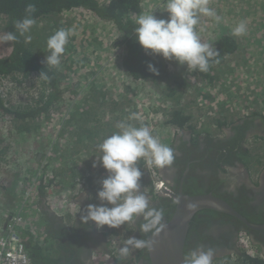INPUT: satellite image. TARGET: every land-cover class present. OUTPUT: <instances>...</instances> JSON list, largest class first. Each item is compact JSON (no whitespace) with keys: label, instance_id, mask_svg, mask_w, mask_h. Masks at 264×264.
<instances>
[{"label":"rangeland","instance_id":"374dc122","mask_svg":"<svg viewBox=\"0 0 264 264\" xmlns=\"http://www.w3.org/2000/svg\"><path fill=\"white\" fill-rule=\"evenodd\" d=\"M109 1L101 0V3L108 4ZM165 5L166 0H142L143 12H152L158 19H168L169 14L164 12ZM209 7L215 10L221 20L216 22L213 18L201 16L197 30L201 40L208 44L213 43L223 35H232V29L240 22H245L246 34L237 37L240 50L243 52L239 60L242 61L246 57L254 61L255 55H260L259 61L264 62V45L252 49L254 41L258 36L263 35L260 34V30L264 28V0H209ZM86 10L88 9L80 8L65 12L59 17L40 21L35 26L36 35L33 38L40 44L46 42V45L42 46L46 55H49L47 40L56 30L73 29L74 35L69 37L65 52L60 58L61 63L55 67L62 74L61 90L64 93L62 101L51 118H45L40 123L41 128L37 127L38 134L43 131L46 137H39L37 134L32 137L29 144L32 148L34 143L44 145V156L37 162L38 149L32 150L34 154H27L22 151V149L26 150L27 146L24 139L19 140L20 145L14 140L11 141L12 147L8 157L13 163L10 166V173L15 176L16 181L10 188L0 186V233L3 223L6 224L11 212L17 213L22 210V215L25 217L24 229L29 230L31 223L38 224L39 220H42L38 204L40 198L37 196V187L41 178H52L50 184L52 192L48 195L49 204L51 202L58 206L61 204V199L67 201V204L69 202L78 204V197L86 192L87 188L89 189L87 185L82 186L80 181L92 177L89 175L92 173L86 171L90 170L89 165L94 160L97 162V158L92 154L99 155L96 147L101 142L98 137L109 136L112 128L116 129V124L122 121L121 117L124 114L127 118L134 113L137 117L135 120L140 126L149 127L152 134L158 136L162 143L166 138L165 114L166 111L171 110V105L174 106L172 102L169 104L166 98L168 83L154 85L150 82L133 80L124 68L127 50L122 34L112 22L104 21L93 12ZM4 24L5 18L2 17L0 25ZM4 34L5 32L0 30V53L8 51L9 47V42L3 40ZM256 51L258 53H254ZM227 64L226 62L219 68L220 77L216 76L214 81H210L198 78L193 71H188L186 65L166 62L171 78L180 76V79L187 83L183 100L184 109L194 115L191 118V125L199 132L213 131L214 134L216 124L220 126L234 121L235 118L248 117L254 113L264 115V66L255 62L251 70L243 71L240 77L229 74L228 71L234 66L227 67ZM39 87V81L32 77L23 85L4 84L1 93L6 101L24 104L37 95L36 90ZM195 100H202L204 103L199 105ZM192 102L195 103L193 109L190 106ZM86 103H89L87 111L89 115H84L80 119L79 112ZM73 113L77 114V117L72 122L71 128L66 123L60 125L61 118H69ZM135 120H132L133 124ZM87 128L90 130L86 131ZM90 133L97 136L91 137ZM79 135H88L91 138L84 139L80 144L75 142V137ZM5 144L7 145V142ZM250 144H253V148L246 144L247 156L249 150L255 156L261 157L260 161L264 162V142L255 144L250 141ZM78 151L81 153L78 154ZM258 166L254 165L251 168L258 169ZM145 167L154 168L147 165ZM55 175L61 176L55 178ZM4 177L5 175H2L0 179ZM152 178L156 180L160 177L153 172ZM101 181H94L95 185L90 186L94 187L90 204L100 203L97 192L101 187ZM35 190L36 194H33ZM28 193L30 196L27 195ZM45 206L51 212V205L49 208L45 203ZM52 215L59 217L54 213ZM59 218L62 220L61 217ZM67 224H70V220ZM127 231L129 234L121 237ZM107 232L111 237L117 235L116 240L113 239L111 244L118 250L123 245L124 239L130 237L132 227L127 224L112 230L107 227Z\"/></svg>","mask_w":264,"mask_h":264},{"label":"trees","instance_id":"16d2710c","mask_svg":"<svg viewBox=\"0 0 264 264\" xmlns=\"http://www.w3.org/2000/svg\"><path fill=\"white\" fill-rule=\"evenodd\" d=\"M28 3H34L36 12L33 14L36 23L29 33L32 37L31 42L25 43V38L17 34V41L9 42L8 51L0 53V176L5 175L4 179H0V186L3 188H10L15 184V176L10 173V166L12 160L8 157L11 151V141L14 140L16 144L20 145V139L25 140L27 154H32V150L42 151V146L34 143L33 148L29 145L32 137H35L41 128V122L45 118L49 119L52 113L57 110V106L62 101L61 78L62 74L55 68L45 65L44 61L46 55L42 46L45 43L40 42L33 38L36 35L35 26L40 21L49 20L53 17H59L65 12L74 9L85 8L93 12L97 17L104 21L112 22L119 33L122 34L123 42L126 45V57L124 60V68L133 78V80L141 82H150L152 84L160 85L161 83H168L166 87V98L169 102L174 104V108L167 115V125H171L178 130L189 129L195 137L198 132L194 126L190 124L191 118L187 115L184 100V92L187 88L185 80L180 79V76L171 78L167 71L166 62L169 60L164 59L159 55L146 54L145 50L139 45L135 38L134 29L136 27L133 14H140L143 12L142 0H111L108 4L101 3L100 0H0V18H5V24L0 25V30L7 32H14V24L17 20H21L25 16V7ZM199 26V25H198ZM197 26V30H198ZM226 34V33H225ZM206 43L205 41L201 40ZM214 49L219 51L220 56L215 57L210 61L209 71L202 73L193 71L198 78L202 80L214 81L216 79L217 69L226 62L228 56L238 52L240 49L239 40L233 35H223L213 43H209ZM218 61V62H217ZM170 62L176 61L172 60ZM153 65L158 70V75L149 71L148 65ZM45 71L47 78H39L40 74ZM36 78L39 81L40 87L36 90L37 95H34L30 100L24 104L13 103L6 101L1 93L3 85L6 83H14L23 85L26 80ZM15 80V81H14ZM186 84V85H185ZM89 103H86L81 112H79L80 119L84 115H89L87 112ZM60 112V111H59ZM126 114L121 117V120L126 119ZM258 114L252 115V117ZM77 114L74 113L66 119L61 118L60 125L65 124L71 128ZM264 119V117H263ZM134 121H130L133 123ZM135 125L140 127V124L135 120ZM225 126V124H222ZM90 129H86L89 131ZM15 133L12 134L11 132ZM118 131L112 128L110 135ZM39 137H46V134H38ZM81 136V135H79ZM91 137L97 134L90 133ZM105 135L104 137H107ZM9 137V139H7ZM81 137H89L81 136ZM7 142V145L5 144ZM239 153H236V161H240ZM16 154V152H15ZM34 154V153H33ZM38 154V153H37ZM143 175L141 178V185L144 190L151 188L152 182L145 171V162L141 159L138 162ZM96 173L88 177L87 190L91 193L94 187V181H101L107 177V171L102 167H95ZM55 178L61 175H55ZM51 177L41 178L37 187V196L39 199V208L41 209V219L38 224H30V229L22 231V238L25 241L29 256L33 264H59V251L56 248L54 236L58 232L63 231L64 228L59 221L54 218L49 209L45 206V200L48 197V188L52 183ZM9 187H5V186ZM13 195V193L11 194ZM64 202L63 199L60 203ZM50 208V206L48 205ZM175 208V205H173ZM51 213V214H50ZM83 214H86L83 211ZM62 221V220H61ZM81 223V221H80ZM83 224V223H82ZM85 225V224H83ZM91 225L90 223L86 226ZM75 228V227H72ZM33 230H38L34 232ZM248 230V229H247ZM1 233L3 231L1 230ZM0 233V234H1ZM114 235V233H113ZM116 236V235H115ZM106 249V247H105ZM94 254V253H93ZM141 257L139 256V259ZM238 258V256H237ZM115 257L107 253H99V261L93 264H114ZM123 263V262H122ZM121 263V264H122ZM124 264V263H123ZM213 264H264L263 258H250L243 256L238 258V262H234L232 257L224 256Z\"/></svg>","mask_w":264,"mask_h":264},{"label":"clouds","instance_id":"9594fccd","mask_svg":"<svg viewBox=\"0 0 264 264\" xmlns=\"http://www.w3.org/2000/svg\"><path fill=\"white\" fill-rule=\"evenodd\" d=\"M35 12V4L28 3L25 7V16L14 24L15 31L5 33L3 40L17 41L16 33H19L25 38V43L31 42L32 37L29 33L36 23L33 16ZM164 12L169 14L167 20L158 19L152 12L133 14L136 25L135 38L139 45L146 54L159 55L166 60H174L181 66L186 65L189 72H208L210 61L219 57L220 53L212 45L201 41L197 26L200 24L201 16L213 18L216 22L221 20L215 10L209 7V0H166ZM246 32L245 22H240L232 29V35L235 37L243 36ZM72 35H74L73 29L61 28L48 38L49 55L45 58V65L49 67L60 65V58ZM148 68L154 74H159L153 65L149 64ZM39 78L46 79V72L43 71ZM135 119L137 117L133 113L125 120L119 121L116 124L118 131L98 144L99 155L96 156L97 162L93 167L102 166L108 175L100 182L101 187L97 192L99 205L88 204L86 214L80 216V221L85 225L92 222L97 230H102L105 226L111 230L118 229L127 224L135 231L137 220H141L139 231L143 235L151 233L152 237H158L166 228L163 222L164 210L152 205L140 183L143 173L137 165L143 159L148 167H154L153 169L145 167V171L152 182L151 188H146V192L155 195L152 174L157 168L171 166L175 154L171 147L152 134L149 127L143 125L137 127L130 123ZM47 198L45 202L49 205ZM193 207L189 205V208ZM53 213L56 215L55 212ZM104 235L107 237L108 247H111L107 228ZM153 243V240L136 237L124 239L123 245L118 249L119 257L126 259L133 250H151ZM101 252L94 253L93 256ZM214 257V249L201 247L186 254L183 264H213Z\"/></svg>","mask_w":264,"mask_h":264},{"label":"flooded vegetation","instance_id":"af4514ba","mask_svg":"<svg viewBox=\"0 0 264 264\" xmlns=\"http://www.w3.org/2000/svg\"><path fill=\"white\" fill-rule=\"evenodd\" d=\"M222 130L225 131L224 135H221ZM214 131V134L204 132L195 137L183 130L169 146L175 154L173 164L156 169L159 177L170 188L171 195H151L144 190L145 193L153 206L164 210V223L169 222L174 215L181 196L212 194L225 200L249 223L264 224V178L249 181L247 175H241L237 171L242 168V163L235 159L236 153L244 150L249 137L264 132V119L260 116L250 120L243 119L228 130L216 124ZM245 154L241 152L239 156ZM86 208L87 206L81 207V211L75 214L70 224L62 222L59 217L50 213L64 228L63 231L56 230L58 232L54 236L55 246L59 251V264H93V253L101 252L98 250L104 248V242L95 225L86 226L80 223V216L83 211L86 212ZM141 222L137 220L136 230L132 228L130 237L152 240L151 233L143 235L139 231ZM127 234L129 231L124 232L121 237ZM242 236L250 239L255 252L264 255V230L252 229L241 219L230 214L210 209L200 210L191 220L184 257L201 247L214 249V261L224 256H248L242 248ZM108 237H111V234ZM106 247L109 250L101 253L112 254L115 257L114 264H131V261L133 264H154L149 249L136 252L133 250L128 258L121 259L119 252H112L107 242Z\"/></svg>","mask_w":264,"mask_h":264},{"label":"crops","instance_id":"0c3cea01","mask_svg":"<svg viewBox=\"0 0 264 264\" xmlns=\"http://www.w3.org/2000/svg\"><path fill=\"white\" fill-rule=\"evenodd\" d=\"M260 31H261L260 34H263V35L258 36V38L256 36L257 39L252 44V49H255V47L257 48L259 46L261 47V46L264 45V28L262 30H260ZM252 49L250 48V50H252ZM241 53H243V52L239 49L238 52H236L235 54L227 57V59H226V62L228 63L227 64V67L228 66H230V67L231 66H234L231 70L228 71L229 74L242 77V75H240V74L243 71L246 72V71L251 70V68L255 65V62H259L261 66H264V62L263 61H259L261 59L259 57L260 55L259 56H256L255 55V57L253 59L254 61H251L250 59H247L246 57H245V59H243L242 61H240L239 60V56H240ZM254 53H258V51L254 52ZM252 63H254V64H252ZM224 64H222L219 68H221L222 66H224ZM219 68L217 69V74H216L217 78H219L220 75H221V72L219 71ZM195 102L198 104V101L197 100H195ZM169 104H170V102H169ZM194 105H195L194 102H192L190 104V106H191L192 109H193ZM173 108H174V106L171 105V110ZM170 111H166V114H165L166 119H167V115H168V113ZM254 114H258V116H260L261 118L264 117V115H260L259 113H254ZM254 114H252V115H254ZM187 115L189 116V118H192L194 116L192 113H188V112H187ZM252 115L251 116H248V117L237 118V119L235 118L234 121H231V122L229 121L228 123L225 124V126H222V124H220V126H222V127H224L225 129L228 130L234 124L238 123L239 121H241L243 119L250 120V118H253ZM190 124H191V121H190ZM182 131L183 130H178L177 128H175V127H173L171 125H167L166 126V134H165V137L166 138L164 139V143L167 146H171L173 144V142H174V139L176 137L180 136V134H181ZM185 131L189 132L192 136L194 135L191 131H189V129H185ZM197 132L198 133H204V132H206V133H209V134H213V131H204V132L197 131ZM224 132L225 131L222 130L221 131V135H224L223 134ZM176 133H179V134H176ZM90 138L91 137H81V136L75 137V139H76L75 142L82 144L84 139H90ZM104 138L105 137H98V140H100V142H102L101 140H103ZM250 141L255 142V144L263 143L264 142V132H262L261 134H254V135H252L251 137L248 138V140L246 141V144L251 145V147L253 148V144H250ZM38 145H40V144H38ZM40 146H42L43 148H40L42 151H39L38 150V152H37L38 153L37 159H36L37 162H39L42 159V157L44 156L43 152L45 151L44 145H40ZM245 148H246V145L244 146V150L242 149V152H244L246 154L244 156L240 157V162L242 163V168H238L237 171L240 172L241 175H243V174H245V176L247 175V178L249 179V181H256V179H261L262 177L264 178V162L263 161H260L261 160V157L255 156L249 150H248V156H247V151L245 150ZM77 153L80 154L81 151H78ZM92 156L96 157V153L92 154ZM246 158H247V160H246ZM94 163H96V160H94V162L89 165L90 170L89 171H86V172L96 173L95 172L96 168L93 167V164ZM254 165H257V166L259 165L258 166V169L257 168L256 169H252L251 167L254 166ZM82 171H84V170H82ZM69 173L73 174L72 171H69ZM81 175H82V173H81ZM89 175L90 176H93V174H89ZM12 193L14 194V192H12ZM91 194H92V191H91V193L89 191H86L82 195H80L78 197V199H77V203L78 204H76V206L78 208L79 207L81 208V207H86L88 204H90L92 202L91 199H90L92 197ZM57 216H59V215H57ZM59 217H61V216H59ZM74 217H75V215L70 214V213H67V216L66 217H64V218L61 217V218H62V222H66L67 223V221L70 220V223H71L72 222V219ZM3 224H5V222ZM90 224L91 225H94L92 222H90ZM106 228H107V226H105L102 230H99V231L97 230L98 232H100L98 234L102 238V241L104 242V248H100L98 251H107V250H109V248L106 247L107 237L104 235V231H105ZM101 231H102L103 234H101ZM107 246H108V242H107ZM105 247H106V249H105ZM94 252H96V251H94Z\"/></svg>","mask_w":264,"mask_h":264},{"label":"water","instance_id":"95a60500","mask_svg":"<svg viewBox=\"0 0 264 264\" xmlns=\"http://www.w3.org/2000/svg\"><path fill=\"white\" fill-rule=\"evenodd\" d=\"M189 205L194 206L189 208ZM203 209L217 210L238 217L252 229L264 230V224L254 225L248 222L238 211L225 200L212 194L199 196H181L176 210L169 222H165V230L153 237L151 249L154 264H183L184 252L193 216Z\"/></svg>","mask_w":264,"mask_h":264},{"label":"built area","instance_id":"2783aa9c","mask_svg":"<svg viewBox=\"0 0 264 264\" xmlns=\"http://www.w3.org/2000/svg\"><path fill=\"white\" fill-rule=\"evenodd\" d=\"M80 9V8H79ZM77 10V9H74ZM90 11V10H86ZM70 12V11H68ZM199 104L202 105L204 101L198 100ZM141 122V121H140ZM80 184L82 186L87 185V180L86 178L80 181ZM154 185H155V193H162L165 195L170 196L171 195V190L170 188L166 185V183L163 180L160 179H154ZM52 192V188H48V193L50 194ZM36 194V190L33 192V194ZM29 195V193L27 194ZM30 196V195H29ZM49 199V196L47 198V201ZM64 200V202H61L58 206H55V204L51 203V208L53 212H55L57 215L61 217H66L67 213L75 215L76 213L79 212V208L76 206V204H72ZM78 209H77V208ZM25 217L21 215L20 213H13L9 217V221L6 225L8 229V234L0 239V264H33L29 254L28 250L25 244V241L22 238V231L25 228ZM117 237H108V241L110 242V249L112 252H118L117 249L113 248V245L111 244V241L113 239L116 240ZM117 243V241H116ZM242 243V248L245 250V252L248 254V256L251 258H263L264 255L260 254V252H255L254 248L251 247L250 244V239L246 236H242L241 239ZM94 261L99 260V254H95L93 256ZM232 260L236 263L238 262V258L236 256L232 257ZM106 264V263H102Z\"/></svg>","mask_w":264,"mask_h":264},{"label":"bare ground","instance_id":"6f19581e","mask_svg":"<svg viewBox=\"0 0 264 264\" xmlns=\"http://www.w3.org/2000/svg\"><path fill=\"white\" fill-rule=\"evenodd\" d=\"M17 213H20V214L22 215V210L19 211V212L17 211ZM12 214H13V213L11 212V215H12ZM11 215H10V216H11ZM8 221H9V219H8ZM8 221L6 222V224H4V226H2V229H1V230L3 231V233L0 234V239L8 234V229H7V227H6ZM28 254H29V253H28Z\"/></svg>","mask_w":264,"mask_h":264}]
</instances>
